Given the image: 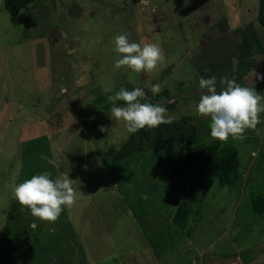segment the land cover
<instances>
[{
  "label": "rangeland",
  "instance_id": "1",
  "mask_svg": "<svg viewBox=\"0 0 264 264\" xmlns=\"http://www.w3.org/2000/svg\"><path fill=\"white\" fill-rule=\"evenodd\" d=\"M257 7L258 0H38L12 17L0 0V264H6L3 232L11 204L18 202L14 189L25 166L23 148L39 137L49 141V150L31 158L56 161L58 167L46 160L52 177L69 171L76 190L74 204L62 212L74 236H64L71 251L66 248L62 264L69 257L70 264H264V220L251 215L249 197L264 185V114L244 140L228 139L238 148L242 181L235 189L214 182L200 217L188 223L189 234L172 222L186 187L170 186L163 167L151 173L150 164L133 165L124 181L105 170L102 158L109 159L130 135L123 122L110 118L111 108L81 124L88 112L111 104H96L100 95L126 85L148 90L156 83L172 90L157 104L174 103L167 113L173 120L201 117L195 105L205 92L192 83L196 66L205 64L199 54L217 38L210 30L232 46L235 29L257 26ZM222 19L232 28L224 29ZM124 33L130 42L157 44L163 64L138 74L116 69L113 39ZM256 60L245 86L264 94V80L253 74L264 76V54ZM22 209L32 235L20 246L18 264H29L23 250L34 234L55 231L56 221Z\"/></svg>",
  "mask_w": 264,
  "mask_h": 264
},
{
  "label": "trees",
  "instance_id": "2",
  "mask_svg": "<svg viewBox=\"0 0 264 264\" xmlns=\"http://www.w3.org/2000/svg\"><path fill=\"white\" fill-rule=\"evenodd\" d=\"M38 0H4V9L12 16L16 17L27 6L34 4ZM134 4H139L144 0H131ZM222 24L224 29L232 28L228 20ZM256 24L250 22L242 28H237L234 34L237 42L232 46L227 44L225 35H218L215 28L209 32L218 38L214 39L206 47L203 54H199L204 60V66L195 68L197 80L193 87L199 88V78H209L215 75L217 78V90L221 88L222 77L235 79L243 87L245 78L257 67V56L264 54V0H258L256 12ZM218 23L215 25L220 30ZM159 78L164 79L162 75ZM160 80V79H158ZM128 90L133 88L126 85ZM200 89V88H199ZM148 101L141 100L142 103L149 102L157 104L162 100L169 99L172 94L170 87L162 86V91L158 95H153L150 89H144ZM205 92V90H203ZM109 94L100 95L96 104L107 101ZM123 104V102H117ZM167 109V113L176 109L175 104L160 105ZM112 104L103 105L88 112L81 124L90 123L93 118L101 113H107ZM209 118L182 115L178 120H173L171 124L160 125L156 128H145L135 134H130L119 149L109 158H102L103 165L107 173L115 180L124 181L129 179L134 169L132 166H145L150 164L151 173H155L157 168L163 167L168 174L170 186L186 187L185 193L176 203L172 222L174 226L182 232L187 231V226L192 217L199 218L204 198L209 188L214 182L221 187L235 189L242 181L240 174L241 158L238 148L233 141L221 142L210 137ZM210 137V138H209ZM212 138V139H211ZM49 150V141L44 137H39L29 141L24 145L25 166L19 177V183L30 179L33 175L50 171L46 168V160L49 158H31L37 153ZM29 157L31 159H29ZM37 166L33 168L32 163ZM53 179L54 176L52 177ZM155 189V187L153 186ZM251 215L264 220V185L258 191L250 194ZM186 234H189L188 231ZM32 235V228L23 212L22 206L18 202L11 204L10 213L3 232L5 245L6 264H18V251L24 239ZM49 236L33 235V243L28 244L23 250L25 256L23 263L35 264H62L59 262L61 256L66 252V248L71 247L64 236L72 235L71 224L65 216V212L55 222V231H49ZM19 243V244H17ZM155 243H151L153 246ZM79 248V247H78ZM160 250V248H157ZM64 252V253H61ZM69 255H73V252ZM48 256V258H47ZM11 257L16 260L10 262ZM53 258H55L53 260ZM71 257L67 262L70 264Z\"/></svg>",
  "mask_w": 264,
  "mask_h": 264
},
{
  "label": "clouds",
  "instance_id": "3",
  "mask_svg": "<svg viewBox=\"0 0 264 264\" xmlns=\"http://www.w3.org/2000/svg\"><path fill=\"white\" fill-rule=\"evenodd\" d=\"M113 44V51L118 57L114 60L116 69L127 68L131 73L137 74L154 72L165 60L157 44L130 42L127 33L115 36ZM253 74L257 80H264V76ZM198 85L201 90H205V94L195 105V111L198 116L210 119L212 138L221 142H227L229 138L242 141L247 130L256 129L261 123L264 94H258L255 88L243 87L235 79L225 76L220 80L221 88L218 91L215 75L199 78ZM150 90L154 96L158 95L162 91V85L152 84ZM144 97L143 88L135 87L131 91L120 88L107 98L112 104L110 118L123 122L130 134L173 122L174 117L167 114L165 107L142 103ZM118 101L123 104L118 105ZM100 131L104 132L105 129L101 127ZM48 162L58 167L56 161ZM73 183L69 179V171L62 172L55 179L51 173L43 172L19 183L14 189V195L22 208L30 211L33 217L54 223L64 209L75 202L76 190Z\"/></svg>",
  "mask_w": 264,
  "mask_h": 264
}]
</instances>
